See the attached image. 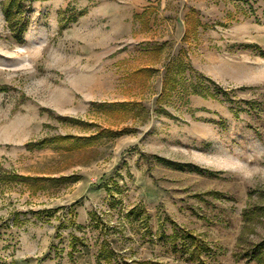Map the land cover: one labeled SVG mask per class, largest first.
<instances>
[{
	"label": "rangeland",
	"instance_id": "rangeland-1",
	"mask_svg": "<svg viewBox=\"0 0 264 264\" xmlns=\"http://www.w3.org/2000/svg\"><path fill=\"white\" fill-rule=\"evenodd\" d=\"M6 1L0 264H107L104 241L124 264H195L174 232L205 264H259L264 0H26L22 43ZM178 65L220 96L170 90Z\"/></svg>",
	"mask_w": 264,
	"mask_h": 264
},
{
	"label": "trees",
	"instance_id": "trees-1",
	"mask_svg": "<svg viewBox=\"0 0 264 264\" xmlns=\"http://www.w3.org/2000/svg\"><path fill=\"white\" fill-rule=\"evenodd\" d=\"M26 2V0H7L4 8H3V13L5 16V20L7 23V27L9 29V31L12 34V38L15 39L16 42L18 43H22L23 42V35L26 31V29L28 28V22H27V18L25 16V11L23 10L25 8L24 3ZM174 66H169L167 68V77L171 79L174 83L173 88L170 90H178V86H181V96L182 97H186L188 95H198L201 96L203 98H210V99H216L217 97L220 96V92L218 91L217 85L211 81L210 79H205L208 83V85H203L202 82L200 81L199 76H197L195 79L196 81H192L191 78H186L184 76V73L186 71V67H184L183 65H178V67L175 68V72L174 69H172ZM169 74V75H168ZM192 75V74H191ZM190 77V76H189ZM171 80L168 82L170 83ZM201 82V83H200ZM168 83L165 82V85L163 87V91L168 92L167 91V85ZM186 83H190L189 85H185ZM214 87L213 90L211 89V87ZM226 94H223V97ZM101 134H114L111 132H101ZM108 135V136H109ZM92 137H90L89 139H91ZM165 162V164H169L167 166H176V167H184L183 165L179 166V165H172L169 161H163ZM196 170H198L197 167H195ZM15 178H20L22 180H31L30 177H20L18 175L15 176ZM51 181H57V182H65V181H69L70 177H62L59 179H50ZM180 232H174V234L172 235V239L174 241L178 240V239H186L189 240V242L191 243L190 245H193L194 250L193 251H188L189 255H188V259L192 262H194L195 264H205V261L202 259V253L206 252L207 249H205L202 246H199L198 244H196V239L194 238L193 234L188 233L186 235H184L185 237H180ZM180 237V238H179ZM110 242L108 241H104V245H103V249L101 250V252L99 253V257L98 260L99 262L102 261V259L107 260V264H124L122 261H120L118 259V257L116 256V253L114 251V249H112L111 247H109ZM253 249V255L252 257L254 258V260H256L259 264H263V255H264V242H262L261 244L252 247ZM104 264V263H103Z\"/></svg>",
	"mask_w": 264,
	"mask_h": 264
}]
</instances>
